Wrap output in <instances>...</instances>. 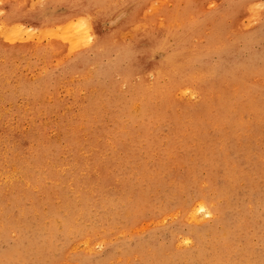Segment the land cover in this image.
I'll list each match as a JSON object with an SVG mask.
<instances>
[{"label": "rangeland", "instance_id": "374dc122", "mask_svg": "<svg viewBox=\"0 0 264 264\" xmlns=\"http://www.w3.org/2000/svg\"><path fill=\"white\" fill-rule=\"evenodd\" d=\"M0 264H264V0H0Z\"/></svg>", "mask_w": 264, "mask_h": 264}, {"label": "bare ground", "instance_id": "6f19581e", "mask_svg": "<svg viewBox=\"0 0 264 264\" xmlns=\"http://www.w3.org/2000/svg\"><path fill=\"white\" fill-rule=\"evenodd\" d=\"M82 21V20H81ZM134 24V23H133ZM86 26V25H85ZM4 29V28H3ZM70 32V31H69ZM22 33V32H21ZM158 72V71H157ZM190 120V119H189ZM211 213L209 212V210L206 209V207H204V204L202 202H196L192 208H191V213L190 216L193 220L197 219L198 216L201 217H207L209 216Z\"/></svg>", "mask_w": 264, "mask_h": 264}]
</instances>
